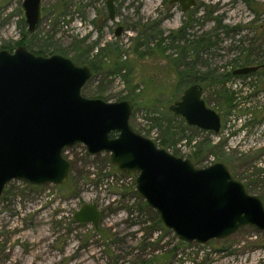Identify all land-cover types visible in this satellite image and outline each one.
Segmentation results:
<instances>
[{"label":"rangeland","instance_id":"obj_1","mask_svg":"<svg viewBox=\"0 0 264 264\" xmlns=\"http://www.w3.org/2000/svg\"><path fill=\"white\" fill-rule=\"evenodd\" d=\"M170 1L114 0L111 20L107 0H42L40 24L29 34L23 0H0V51L44 47L45 57L57 54L90 66L93 76L83 96L118 102L133 91L139 96L130 119L134 131L156 144L167 136L173 144L167 151L198 168L224 163L249 194L262 199L264 68L228 79V98L218 93L222 87L200 85L207 105L222 117L220 134L166 118L187 89L177 87L185 67H194L199 77L234 74L242 68L236 62L258 57L264 0H196L186 13ZM204 37L209 47L188 49V41ZM116 62L126 64L116 71ZM63 157L73 163L65 185L19 180L6 186L0 264H264V231L248 226L225 240L184 243L158 224L159 214L139 196L137 173L118 171L109 154L88 156L81 144L65 149ZM85 204L97 205L98 227L74 219Z\"/></svg>","mask_w":264,"mask_h":264},{"label":"water","instance_id":"obj_2","mask_svg":"<svg viewBox=\"0 0 264 264\" xmlns=\"http://www.w3.org/2000/svg\"><path fill=\"white\" fill-rule=\"evenodd\" d=\"M186 13L196 0H171ZM33 34L41 21L42 0H23ZM111 20L114 0H107ZM123 31L119 27L116 35ZM263 66L242 67L234 75L257 72ZM93 69L61 55L45 57L20 46L0 51V197L12 181L34 186L65 185L71 164L63 151L84 145L88 156L109 154L118 171L135 174L136 191L155 210L163 225L184 243L225 240L245 227L264 231V202L247 192L222 162L198 168L190 158L159 147L130 125L132 101L106 102L86 98L82 89ZM169 111L189 127L220 134L221 115L195 84L184 90ZM112 135H115L112 137ZM74 219L98 227L96 204H85Z\"/></svg>","mask_w":264,"mask_h":264},{"label":"trees","instance_id":"obj_3","mask_svg":"<svg viewBox=\"0 0 264 264\" xmlns=\"http://www.w3.org/2000/svg\"><path fill=\"white\" fill-rule=\"evenodd\" d=\"M184 28H181L179 31H178V34H181L183 31H184ZM185 36V33L183 35V37ZM185 38V37H184ZM175 41V40H174ZM188 49L189 50H192L195 45L200 48L202 46V48H205V47H209V38H201L200 40L196 41V42H192V41H188ZM161 44V43H160ZM193 44V45H192ZM160 46L161 48V45H158ZM27 49H29L28 47H26ZM44 47H41L40 51L36 52L34 51L33 53H35L36 55H44V51L42 50ZM117 50V49H116ZM258 57H256V55H248V57L244 60V61H241V62H236V67H250V66H253L255 65V63H257L256 65L257 66H262L264 64V49H262L260 51V53L257 55ZM119 62V61H118ZM116 62L114 65V68L116 71H119L121 68H124V65L126 64V62H124L123 64L121 63H118ZM123 65V67H121ZM177 65L176 63H174V66ZM95 66V65H94ZM185 67V66H184ZM119 69V70H118ZM186 69V72L185 74L183 75H180L181 73L179 72V82H178V85L177 87L180 88V90H183L185 88H188L192 85H195V84H199L203 87L205 86H215V87H222L221 89H219L220 91L218 92L219 94L221 93L222 96L224 95H227V98L230 96H228V94L226 93L225 89H224V86H225V82L232 78L234 76L233 72H229L225 75H216V76H213L214 73H206L205 76H203L201 74V76L199 77L195 71V68L194 67H185ZM183 87V88H182ZM182 88V89H181ZM203 89V88H202ZM224 94V95H223ZM96 98V97H94ZM119 101H124V100H127V101H132L134 104H135V107L139 104V96L135 95L133 91H131L129 94L121 97L118 99ZM232 99H228L227 102L230 103ZM231 104V103H230ZM135 109V108H134ZM167 117L169 118H166V120L168 119V122L171 123L172 121H176V120H180V121H183L182 119L180 118H177L175 117L173 114L171 113H168L167 114ZM184 122V121H183ZM184 124V123H183ZM190 129H192L190 127ZM115 136V135H112V137ZM159 147L161 148H164V149H169L170 146H172V141L171 139H169L167 136H164L160 141L159 143L157 144ZM219 146H217L218 148ZM216 148V149H217ZM172 154L178 156V153L176 152H172ZM197 157L194 158V161L196 160ZM199 163V159L196 161ZM71 164V168L73 166V163L70 162ZM262 196V195H261ZM262 200L264 202V193H263V196H262ZM158 224H161V221L158 220ZM171 253H174L176 254L177 253V249H174L171 251Z\"/></svg>","mask_w":264,"mask_h":264},{"label":"built area","instance_id":"obj_4","mask_svg":"<svg viewBox=\"0 0 264 264\" xmlns=\"http://www.w3.org/2000/svg\"><path fill=\"white\" fill-rule=\"evenodd\" d=\"M67 149H69V148H67ZM65 151V150H64ZM64 151H63V153H64Z\"/></svg>","mask_w":264,"mask_h":264},{"label":"flooded vegetation","instance_id":"obj_5","mask_svg":"<svg viewBox=\"0 0 264 264\" xmlns=\"http://www.w3.org/2000/svg\"><path fill=\"white\" fill-rule=\"evenodd\" d=\"M263 66V65H262Z\"/></svg>","mask_w":264,"mask_h":264}]
</instances>
